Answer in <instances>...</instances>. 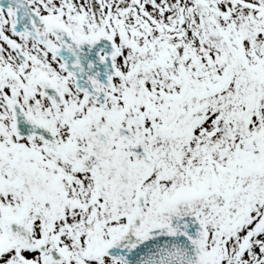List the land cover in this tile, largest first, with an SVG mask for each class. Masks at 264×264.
I'll list each match as a JSON object with an SVG mask.
<instances>
[{
  "label": "snow or ice",
  "instance_id": "obj_1",
  "mask_svg": "<svg viewBox=\"0 0 264 264\" xmlns=\"http://www.w3.org/2000/svg\"><path fill=\"white\" fill-rule=\"evenodd\" d=\"M0 264H264V0H0Z\"/></svg>",
  "mask_w": 264,
  "mask_h": 264
}]
</instances>
